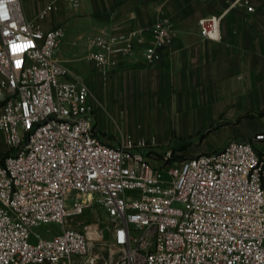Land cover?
<instances>
[{
    "label": "built area",
    "instance_id": "built-area-1",
    "mask_svg": "<svg viewBox=\"0 0 264 264\" xmlns=\"http://www.w3.org/2000/svg\"><path fill=\"white\" fill-rule=\"evenodd\" d=\"M4 7L0 131L11 152L0 158V264H264V155L252 141H231L177 163L166 151L159 165L144 138L105 142L90 85L65 78L56 56L64 25L39 27L22 0H5ZM56 8L47 3L40 17ZM221 18L201 17L202 34L219 39ZM146 34L145 59L157 63L176 34L163 19L98 37L100 48L88 57L110 64ZM92 204L111 218L108 244L98 227L93 236L91 226H67ZM52 223L62 227L52 236L34 230Z\"/></svg>",
    "mask_w": 264,
    "mask_h": 264
},
{
    "label": "crops",
    "instance_id": "crops-1",
    "mask_svg": "<svg viewBox=\"0 0 264 264\" xmlns=\"http://www.w3.org/2000/svg\"><path fill=\"white\" fill-rule=\"evenodd\" d=\"M51 1L57 8L41 18ZM22 9L45 30L64 25L56 56L67 69L65 78L90 85L105 142L144 138L155 165L166 151L177 163L231 141H252L264 155V138L256 139L264 133V0H22ZM214 14L222 17L219 39L204 36L199 24ZM159 19L176 31L159 62L145 59L149 34L131 54L113 56L110 64L88 57L100 48L98 37Z\"/></svg>",
    "mask_w": 264,
    "mask_h": 264
},
{
    "label": "rangeland",
    "instance_id": "rangeland-1",
    "mask_svg": "<svg viewBox=\"0 0 264 264\" xmlns=\"http://www.w3.org/2000/svg\"><path fill=\"white\" fill-rule=\"evenodd\" d=\"M10 152L11 151L5 145L3 134L0 131V158L9 154ZM67 226L77 229H85L87 226H91L93 236L97 235L95 228L98 227V229L103 234V242L108 244L111 241V235L109 233V227H112L111 218L107 214L106 210L97 204L86 206L80 212L74 214L69 219ZM48 229H50V232H47ZM61 229V225L52 223L37 226L34 230L36 232L42 233L45 237H49L60 232Z\"/></svg>",
    "mask_w": 264,
    "mask_h": 264
},
{
    "label": "clouds",
    "instance_id": "clouds-1",
    "mask_svg": "<svg viewBox=\"0 0 264 264\" xmlns=\"http://www.w3.org/2000/svg\"><path fill=\"white\" fill-rule=\"evenodd\" d=\"M5 0H0V19L7 20L8 19V11L4 7Z\"/></svg>",
    "mask_w": 264,
    "mask_h": 264
},
{
    "label": "trees",
    "instance_id": "trees-1",
    "mask_svg": "<svg viewBox=\"0 0 264 264\" xmlns=\"http://www.w3.org/2000/svg\"><path fill=\"white\" fill-rule=\"evenodd\" d=\"M6 156V155H5ZM5 156L1 157V158H4Z\"/></svg>",
    "mask_w": 264,
    "mask_h": 264
}]
</instances>
